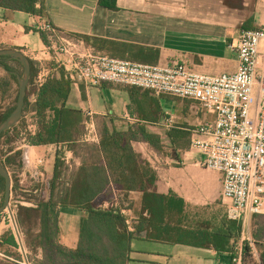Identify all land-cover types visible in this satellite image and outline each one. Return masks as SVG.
Listing matches in <instances>:
<instances>
[{
  "label": "crops",
  "instance_id": "1",
  "mask_svg": "<svg viewBox=\"0 0 264 264\" xmlns=\"http://www.w3.org/2000/svg\"><path fill=\"white\" fill-rule=\"evenodd\" d=\"M117 4L118 10H110L101 6L99 0H45L43 16L0 6V49H19L33 60L31 55L42 53L48 45L38 31V24L49 20L70 38L79 39L76 35L81 34L151 47L160 50L158 63L183 62L197 72L232 73L237 69L238 55L231 46L238 43L245 25L247 28L264 25V0H118ZM86 47L107 54L91 45L86 44ZM44 64L55 65L48 56ZM61 72L67 78L64 69L53 72L52 77L60 78ZM71 82L68 105L83 110L86 116L84 134L78 142L98 144L99 121L104 118L126 125H146L163 140L167 139L164 133L165 127L169 128L167 118L191 127L214 120L201 104L189 99L113 82L100 85ZM35 100L32 94L30 102ZM28 116L36 124L33 132L36 133L39 126L35 112L29 111ZM88 131L94 134L90 136ZM22 140L30 160L32 149L42 157H49L48 162L52 164L45 166V170L52 173L58 145L37 146L28 144L25 137ZM153 157L148 159L159 175V193L174 192L183 198L191 218L198 212L192 211L194 209L210 211L214 208L215 212L213 204L217 197H222L224 176L201 166L203 155L198 150L191 147L167 150V153L156 151ZM64 160L71 168L82 165L81 156L71 150H67ZM130 194L138 207L133 210L138 217L142 193ZM87 216V212L72 208L62 211L60 229L64 245L77 247L81 219ZM223 217L226 215L215 212L210 219L220 223ZM260 217L264 214L255 215V219ZM249 225L243 227L241 240L252 239L255 228L246 232ZM253 225L258 226L257 223ZM254 249L258 259L260 251ZM131 250L129 264H230L229 258L221 256L213 247L152 241L143 237L132 240Z\"/></svg>",
  "mask_w": 264,
  "mask_h": 264
},
{
  "label": "trees",
  "instance_id": "2",
  "mask_svg": "<svg viewBox=\"0 0 264 264\" xmlns=\"http://www.w3.org/2000/svg\"><path fill=\"white\" fill-rule=\"evenodd\" d=\"M117 3L118 0H99L101 6L110 10H118ZM0 6L42 16L45 15L46 8L45 0H0ZM245 29H248L246 25ZM38 31L44 42L49 44L47 33ZM76 37L83 39L98 51H105L111 57L149 64H157L159 61V49L88 35L77 34ZM1 59L2 69L18 83L17 74L23 73L16 70L12 63L21 66V62L10 59L9 56H2ZM34 66L35 62L31 60L29 84H32L36 76ZM61 75L60 78H49L42 87L33 92L27 90L22 118H26L29 111H34L39 126L36 133L29 132L26 126L28 144L58 145L45 197L32 206H19L17 221L26 230L27 246L41 253V258L35 259V264H129L131 242L140 237L152 241L213 247L221 256L228 257L230 264H233L235 245L242 237V224L230 220L227 216L217 223L212 219L202 218L199 212L191 218L183 198L174 192H158V172L137 145L148 143L159 153H163L166 146L161 136L151 132L146 125H126L115 119L104 118L99 121L98 144L78 142L84 134L86 116L83 110L68 105L72 82L65 78L64 72H61ZM0 86L9 87L10 80L0 79ZM34 93L36 100L31 103L30 97ZM14 109L11 108L3 114L1 123ZM15 127L17 124L13 128ZM13 128L3 133L0 141ZM182 130L188 131L180 128L166 132L170 140L168 146L172 148L167 150L190 148V145H178L179 135L184 134ZM185 133L188 138H192L193 134L189 131ZM77 145L89 147L90 152L83 155L77 153ZM67 150L81 156L82 165L76 168L71 179L64 183L68 185L65 190L58 192L57 184L65 173L63 158ZM167 150L164 153H167ZM11 152L15 155L23 153L22 150L15 152V149H11L9 154ZM0 160L10 170L14 156L7 155L3 159L0 155ZM16 188L18 186L15 183L13 189ZM131 192L142 193L141 211L134 231L128 229L122 213L126 205L125 199L121 197L128 196ZM100 195L110 198L112 203L109 207H101L108 200L99 205L95 204ZM4 199L5 179L0 176V206ZM66 208L88 213L87 217L81 219L80 239L76 248H69L61 242L59 217ZM32 225L37 226L36 232H32ZM4 244L15 248L20 246L11 229L2 236L0 247H4ZM254 247L260 251L258 259ZM24 258L20 254L16 260L0 259V264H25ZM242 264H264V224L259 223L258 228L252 232V239L244 241Z\"/></svg>",
  "mask_w": 264,
  "mask_h": 264
},
{
  "label": "built area",
  "instance_id": "3",
  "mask_svg": "<svg viewBox=\"0 0 264 264\" xmlns=\"http://www.w3.org/2000/svg\"><path fill=\"white\" fill-rule=\"evenodd\" d=\"M38 30L47 33L49 44L31 55L39 64L35 90L64 69L68 79L89 85L113 82L198 102L214 120L193 130L191 147L203 155L201 166L223 174L228 218L247 227L253 216L264 214V25L242 30L231 46L237 51V69L221 74L197 72L183 62L149 64L111 57L63 35L49 20L40 22ZM47 56L54 67L44 64ZM27 123L33 133L36 124L32 119ZM166 123L171 127L174 120L167 118ZM36 161L32 171L43 181L46 159ZM27 163H32L29 156ZM122 213L134 231L138 218L133 209L125 207ZM244 241L235 247L233 264H242Z\"/></svg>",
  "mask_w": 264,
  "mask_h": 264
},
{
  "label": "rangeland",
  "instance_id": "4",
  "mask_svg": "<svg viewBox=\"0 0 264 264\" xmlns=\"http://www.w3.org/2000/svg\"><path fill=\"white\" fill-rule=\"evenodd\" d=\"M12 66L21 72V74L24 71L23 66L18 65L16 63H12ZM35 72L36 74H38L39 72V64L35 63ZM2 78H7L10 80V86L6 87L0 86V123L2 121V117L3 114L5 112H7L8 110H10L11 108H15L17 105V100H18V95H19V85L16 82V80L12 79L7 73L6 71H4V69L1 68L0 66V79ZM33 81V80H32ZM31 83V80L30 82ZM28 90L30 92H33L35 90L34 86L32 84L28 85ZM197 105V104H196ZM199 106V105H197ZM30 107V106H29ZM28 118H30V116L21 119V121L19 123H17V127L13 128L12 131H10L9 133H7L0 141V155L3 159H5L7 157V155L10 156H14V162L13 164L10 166V174L12 176L13 179V185L16 183L18 188L13 189L12 186V194H11V207L13 209V213H14V217L18 226V231L20 233L21 239H22V243L24 245L25 251H26V256L27 258L24 256L22 249L20 248V246L18 248L15 247H10L8 245L4 244V247H0V259H9V260H16L18 258V256L21 254L23 255L24 258V262L25 264H35V259H40L41 258V253L33 251V249L31 250L30 248H28L27 243H26V238H27V234H26V230L23 226H20L17 218H18V213H19V206L23 205V206H32V204H36V202H39L40 200H42L46 193L48 192V182L50 177L52 176L51 172L46 171V174L43 178V181L41 178L37 177L36 174L34 173V171H32V168H34L35 166L38 165V162L36 161L37 159H46V163L45 166L47 165H51L52 163L48 162V158L47 156H43L39 154L38 151H34V149H32V151H29V154L31 155V165H29L27 163V152L28 149H25L22 144L24 143V141L22 140L23 137L26 138V126H28ZM202 125H205V123H201V124H197V125H193L191 126H184L182 124H177L176 121L172 124L171 127L167 128L165 127L164 129V133L170 131V130H180L181 127H183L182 129H187L191 134H193V130L195 129H199ZM184 134H180L178 137V145L182 146V147H187L188 145H190L189 147L191 148L192 145V138H188L187 133L188 131H184ZM88 134H91L88 131ZM94 134V132L92 133ZM186 134V135H185ZM164 145L166 146L164 148V152L167 149H172L168 146V144H170V140L167 137L166 140L163 141ZM91 144V143H89ZM80 145V144H79ZM79 145L76 146V150L77 153L79 154H87V152H90L89 147L87 146H80ZM138 148H140L146 155V157L153 159V154L154 152H156V150L149 145L148 143H140L137 145ZM189 148V149H190ZM11 149H15V152L18 150H22V154L21 155H15L14 152H11L9 154V151ZM30 150V149H29ZM30 157V156H29ZM64 160V158H63ZM37 162V163H36ZM65 165H63V169H65V173L63 175V178L60 180V182H58L57 184V191H64L66 186L68 185H64V183L66 181H69L71 179L72 173L75 170V165L73 168H71V165L68 164L65 160ZM42 170L45 169V167H41ZM50 170V169H49ZM44 171V172H45ZM51 171V170H50ZM42 181V182H41ZM41 182V183H40ZM58 198V196H57ZM124 201V204L126 205V207H132V209L136 210L138 207L135 206L134 204V200L131 199L132 195L129 194L128 196H123L121 197ZM104 200H108L107 202H104V204L101 205L102 208H107L108 206H110V204L112 203L110 201V198L107 195H100L96 200H95V204L99 205L101 204ZM122 200V201H123ZM116 202V200H115ZM118 204L120 203L119 201H117ZM215 205V212H221L222 214L226 215V203L222 200V197H217L216 201L214 202ZM192 211L195 212H199L200 216L202 218L205 219H210L213 216L214 212V208L213 210H202V209H194ZM135 213V211H133ZM61 215V214H60ZM228 217V216H227ZM138 218V217H137ZM255 216L252 217L251 221H250V228L246 229V232H251L252 230H255L258 228V226H254L253 224H264V217L262 218H256L255 220ZM138 222V219L136 220V223ZM214 222H217L216 219L214 220ZM59 223H60V217H59ZM135 223V225H136ZM36 225H32L31 229L32 232H36ZM11 229L16 240L18 241V237H17V232L15 230V227L13 225V221L11 218V214L9 210L4 211L1 215H0V241L2 240V236L3 234L7 231ZM241 243V240L239 242L236 243L235 247L237 245H239ZM67 246V245H65ZM69 247V246H67ZM71 248V247H69ZM30 263H29V261Z\"/></svg>",
  "mask_w": 264,
  "mask_h": 264
},
{
  "label": "water",
  "instance_id": "5",
  "mask_svg": "<svg viewBox=\"0 0 264 264\" xmlns=\"http://www.w3.org/2000/svg\"><path fill=\"white\" fill-rule=\"evenodd\" d=\"M2 56H9L10 59H15L21 62L24 71L22 75L17 74L18 83H19V95H18L17 105L15 109L12 111V113L9 115V117L0 124V137L5 131L13 128L23 118L24 107L26 104L27 90L32 72L31 60L22 50L11 49V48L0 49V63L2 61L1 59ZM0 176H2L5 179V199H4V203L0 206V215L6 210L10 211L13 225L17 232L20 248L22 249L24 256L27 258L26 251L22 243L20 233L18 231V226L13 211L11 209V194H12L13 179L8 168L3 164L1 160H0Z\"/></svg>",
  "mask_w": 264,
  "mask_h": 264
}]
</instances>
